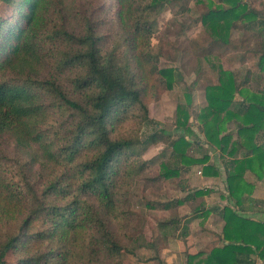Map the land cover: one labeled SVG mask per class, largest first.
Masks as SVG:
<instances>
[{
  "label": "trees",
  "instance_id": "trees-1",
  "mask_svg": "<svg viewBox=\"0 0 264 264\" xmlns=\"http://www.w3.org/2000/svg\"><path fill=\"white\" fill-rule=\"evenodd\" d=\"M65 1L0 0L11 10L0 18V134L9 133L21 154L16 175L0 163V227L25 214L0 234V264H6L10 252L16 253L17 264H74V257L80 264H98L99 254L116 258L124 252L109 222L127 226L134 214L117 207L115 177L122 162L135 175L141 159L131 140L109 133L128 112L137 110L141 121L147 119V89L156 82L170 89L174 82L173 69L157 67L159 55L150 44L146 20L150 11L172 0H97L102 13L111 15L74 13L76 29L60 14ZM217 1L200 18L214 38L211 45L228 47L231 29L239 26L242 40H254L244 54L254 57L258 73L247 68L239 82L237 73L219 69L217 84L205 88L207 105L198 118L208 144L230 158L226 185L233 203L212 210L224 222L223 245L188 253L185 264H255L252 256L264 260V222L245 216L255 200L244 175L264 178V13L243 0ZM104 22L111 34L101 33ZM253 80L255 88L249 84ZM237 95L241 101L235 100ZM177 108V128L189 133L186 113ZM49 119L54 134L39 128ZM161 135L157 131L144 143H156ZM169 143L176 164L207 160H191L182 136L169 137ZM32 147L40 154H33ZM160 169L163 178L178 173V167L164 163ZM202 171L218 174L213 166ZM205 193L196 191L185 199ZM83 231L89 240L78 256L74 235ZM55 242L59 246L54 249Z\"/></svg>",
  "mask_w": 264,
  "mask_h": 264
},
{
  "label": "rangeland",
  "instance_id": "rangeland-1",
  "mask_svg": "<svg viewBox=\"0 0 264 264\" xmlns=\"http://www.w3.org/2000/svg\"><path fill=\"white\" fill-rule=\"evenodd\" d=\"M243 2L250 8L254 7L264 13V0ZM219 4L217 0H172L150 11L146 18L151 27L150 44L156 55H159L157 67L173 69L174 82L170 89L165 88L162 82H156L152 89H147L144 99L147 119L141 121L139 112L135 110L128 112L124 119L111 127V137L127 138L133 142L136 157L141 159L137 167L143 169H137L134 175L129 166H124L123 162L119 164L121 168L115 177L117 207L131 211L134 217L127 226L120 225L119 221L109 222V229L124 247V252L116 258L99 254L98 264H185L188 253L209 252L224 243V222L220 215L212 210L222 209L233 203L228 197L226 185V172L230 169L227 163L230 158L208 144L198 117L207 105L205 88L217 84L219 69L237 73L239 82L247 68L250 71L252 69L254 73L257 70L254 57L244 54L246 47H250L254 40L248 37L242 40L239 26L238 29H231L228 47L211 45L214 38L201 25L200 18ZM106 7L107 5L104 8ZM101 10L104 9H100V2L97 0H75L74 3L67 0L64 12L60 14L69 19V27L76 29L74 13L97 11L98 16L103 17L105 13L111 15L108 10L103 13ZM10 12L11 10L0 2V18H7ZM101 33L111 34L105 22ZM249 84L252 88L257 85L254 80ZM235 100L241 101V97L237 95ZM178 106L186 113L189 133L177 128V120L181 119ZM50 124L52 123L49 119L46 125L43 124L39 128L54 134L56 129H50ZM157 131L162 133V140L145 144V140ZM229 132L232 139H236L232 124ZM181 136L189 143L188 157L191 160L207 158L204 164H176L173 161L169 137L177 139ZM32 151L33 154H40L35 147H32ZM241 156L242 151L238 158ZM20 157L11 135L0 134L1 165L9 166L14 172L13 175H16L18 171L15 168ZM161 163L167 164L169 168L178 167L177 175L163 178ZM204 166L215 167L218 174L205 176L202 171ZM37 167L38 164H34L33 173ZM244 180L253 186L251 197L256 198V203L252 206V211L257 213H246L245 216L264 222V178L258 181L254 174L245 172ZM196 191L206 193L195 199H185ZM178 201L182 203L179 204ZM167 203L171 207L164 209ZM197 208L201 213L196 212ZM22 215L8 226H1L0 234L7 229H13ZM172 219L177 220L176 224L165 223ZM88 240V231L74 235L73 251L78 256L84 251ZM46 245L45 243L40 251H44ZM57 246L59 245L55 242L52 247L55 249ZM252 258L255 264H264V260L256 256ZM5 261L6 264H17L16 253H8ZM72 263L81 262L74 257Z\"/></svg>",
  "mask_w": 264,
  "mask_h": 264
},
{
  "label": "crops",
  "instance_id": "crops-1",
  "mask_svg": "<svg viewBox=\"0 0 264 264\" xmlns=\"http://www.w3.org/2000/svg\"><path fill=\"white\" fill-rule=\"evenodd\" d=\"M254 200H256V198L255 197H252ZM255 203H256V201H255ZM255 203H254V205H255ZM253 212H255V211H252V208H251V210L250 211H248L247 213H253ZM254 214H257L256 212L254 213Z\"/></svg>",
  "mask_w": 264,
  "mask_h": 264
}]
</instances>
